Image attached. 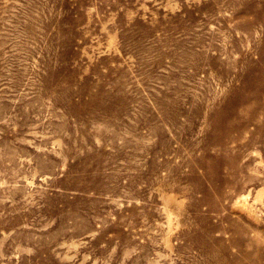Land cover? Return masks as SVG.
Returning <instances> with one entry per match:
<instances>
[{"label": "rangeland", "instance_id": "1", "mask_svg": "<svg viewBox=\"0 0 264 264\" xmlns=\"http://www.w3.org/2000/svg\"><path fill=\"white\" fill-rule=\"evenodd\" d=\"M0 264H264V0H0Z\"/></svg>", "mask_w": 264, "mask_h": 264}]
</instances>
